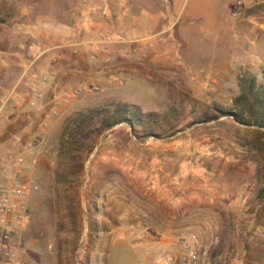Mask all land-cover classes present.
<instances>
[{"label": "rangeland", "instance_id": "rangeland-1", "mask_svg": "<svg viewBox=\"0 0 264 264\" xmlns=\"http://www.w3.org/2000/svg\"><path fill=\"white\" fill-rule=\"evenodd\" d=\"M97 1L0 0V180L22 179L12 163L23 155L24 178L36 185L20 236L23 260L155 264L166 249L157 245L162 236L192 232L219 235L214 264H264V128L229 114L247 105L237 101L239 82H260L264 73V0H123L109 17L90 8ZM83 17L116 27L97 37L112 59L124 48V58L136 55L130 31L148 34V56H140L148 72L81 81L65 90L96 89L70 101L64 90L27 123L20 108H37L50 80L42 97L32 93L29 75H45L30 65L41 50L35 33ZM165 47L173 52L157 61ZM116 104L156 116L106 128ZM94 109L99 119L78 122Z\"/></svg>", "mask_w": 264, "mask_h": 264}, {"label": "crops", "instance_id": "crops-1", "mask_svg": "<svg viewBox=\"0 0 264 264\" xmlns=\"http://www.w3.org/2000/svg\"><path fill=\"white\" fill-rule=\"evenodd\" d=\"M123 2V0H98L96 4L91 5L90 8L104 11L109 17L112 12L119 13L116 5ZM128 10L130 9L129 6ZM147 9L142 6V14H147ZM130 14V12H128ZM95 20V21H94ZM90 23L84 24L85 35L76 34V23L72 28H58L54 31L35 33L38 36L39 58L31 62L33 71L45 74L50 77V80L44 88V99L41 100L37 108L29 109L23 106L25 120L27 123H32L35 115H42L49 111L56 103L59 93L63 92L68 87H71L81 81H91L92 83L101 82L107 77L115 75L120 76H142V71H147L148 63L140 58V55L147 49L146 38L148 34L144 32L129 33L127 41L132 49H135L136 55L129 58H124L119 54H115L110 63H105V55L102 54L96 45L98 44L97 37L100 31H112L116 28L113 24H109V20L95 17ZM91 36L92 39H88ZM93 40V41H91ZM91 43L92 46H88ZM166 48V47H165ZM98 51V59L96 61H89L88 57L90 51ZM166 51V52H165ZM164 52L157 49V61L163 57L165 53L171 54L173 51L166 48ZM25 107V108H24ZM221 235V240H222ZM222 250V242L217 249ZM2 260V258H1ZM219 259H215V264H220ZM0 264H3L2 262Z\"/></svg>", "mask_w": 264, "mask_h": 264}, {"label": "built area", "instance_id": "built-area-1", "mask_svg": "<svg viewBox=\"0 0 264 264\" xmlns=\"http://www.w3.org/2000/svg\"><path fill=\"white\" fill-rule=\"evenodd\" d=\"M244 0H239L241 4ZM88 21L83 17L75 28L76 34L81 35L84 24ZM149 47L154 48V43H149ZM106 56V61L112 60L110 47H100L98 49ZM130 49L124 48L122 55L127 57ZM149 53V55L151 54ZM99 52L94 51L90 55L91 60L98 58ZM146 58V52L140 55ZM49 77L32 72L29 75L32 93L42 97V87L47 84ZM121 82V81H120ZM122 83V82H121ZM86 83H81L63 92V100H73L85 92L95 90ZM50 115H47L41 124L40 132L45 134L47 131ZM28 163L23 155L16 157L12 163V169L22 179L16 181L8 177L0 180V256L3 264H26L23 260V248L20 240L22 229L26 223L28 215V200L36 185L30 178H24L26 171L29 170ZM220 242L218 234H212L210 238H203L192 232H180L177 235L168 237L162 236L157 245L166 249L157 258L155 264H214V253ZM237 261L234 259L235 264ZM241 264V263H236Z\"/></svg>", "mask_w": 264, "mask_h": 264}, {"label": "trees", "instance_id": "trees-1", "mask_svg": "<svg viewBox=\"0 0 264 264\" xmlns=\"http://www.w3.org/2000/svg\"><path fill=\"white\" fill-rule=\"evenodd\" d=\"M240 83L241 92L237 98V101L245 100L247 101L244 105L243 109H240V112H230L235 119L242 123L248 125L252 118L255 120V124L261 128H264V73L260 82H257L256 79H253L251 84ZM248 110L250 113V119L244 117L241 110ZM102 112L100 110L94 109L89 110L88 115L83 113H79L77 115V119L79 123H82L84 119L88 118L90 121H94L99 119ZM155 113L143 114L138 108L129 106L127 104H116L113 108L112 113L107 119L102 122L104 123V127L110 128L115 126L118 123H128L130 125H134L135 123L142 122L140 124L146 125L149 120H145L144 118L155 117ZM155 120L150 121L154 122Z\"/></svg>", "mask_w": 264, "mask_h": 264}]
</instances>
